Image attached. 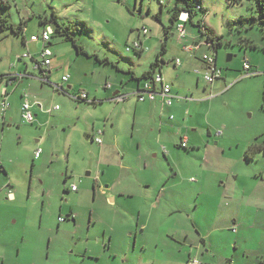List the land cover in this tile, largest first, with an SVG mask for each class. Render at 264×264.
Masks as SVG:
<instances>
[{
	"label": "rangeland",
	"instance_id": "1",
	"mask_svg": "<svg viewBox=\"0 0 264 264\" xmlns=\"http://www.w3.org/2000/svg\"><path fill=\"white\" fill-rule=\"evenodd\" d=\"M6 1L8 8L2 6L0 0L3 16L14 27L26 23L35 36L42 33L38 25L40 15L49 17L50 12L54 11L61 22L72 21L78 28L73 37L79 46L89 55L97 54L99 58L107 56L119 66V72L111 68L118 75L119 81L115 85L119 87L120 76L131 68L122 58L145 65L146 57L155 49L159 54L165 43L167 52L164 58L168 65L162 71L164 81L172 83L180 97L187 95L190 100L173 99L175 105L180 103L183 107L179 112H173L174 122L168 120L169 123L159 134V118L138 117L135 125V113L125 108L120 110L125 100L109 103L104 96L102 103L88 105L85 102L95 104L92 97L78 100V95H73L74 100L83 102L78 104L70 99L64 102L59 97L53 101V96L47 94L49 91L53 93L52 87H43L39 80L31 77L24 78L23 84L30 86L24 87L25 90L31 93V98L43 104V111L47 114L43 124L35 119V115L32 123H24L18 111L14 115L15 121L4 125L0 113V160L7 172L5 175L0 171V264H52L55 257H61V264H68L65 260L71 256L74 241L67 238L66 233H61L68 231L63 225L57 233V218H65L70 211L76 213L77 235H85L92 227L90 223L97 211L95 203L99 201H95L92 190V179L99 172L94 158L101 153V149L91 142L87 131L94 124L95 131L102 130L98 127L104 128L105 119L101 118L100 121L99 107L110 105L119 108L117 114L119 112L121 117L117 118V128H121L128 137L121 142L129 144L132 150V158L127 153L124 162L132 163L138 175L153 186L160 185L168 193L185 196L196 191L193 179L202 181L203 192L212 193L221 186V181L228 178V189L232 186L233 190L264 194V182L260 180H264V154H256L251 161L244 160L249 145L264 142V74L259 75L264 70V25L253 24L255 12L252 0H201V6L208 13L204 16L198 12V18L203 22L206 20L222 41L217 49V67L222 70L223 78L213 85L204 80L206 63L203 57H215L214 52L205 44H201L200 49L193 53L183 51L186 46L195 45V39L206 41V37L196 28L197 17H194L193 23L185 25V39L179 40L175 30L171 37L165 38L163 34L162 26L168 27L170 24L169 10L174 6L172 0L161 2L163 25L154 20V15L161 8L157 0H137L136 7L134 0ZM144 28L149 33L146 38L140 39L147 41L149 51H144L139 58L133 50L128 52L127 49L133 41H138V32L142 33ZM51 40L55 44L52 48L60 49L65 56L67 50L71 51L77 57L76 49L69 42H61L62 37L51 36ZM180 52L186 53L183 55V66L174 70L172 58ZM16 54L21 57L27 54L22 38L15 37L8 29L4 33L0 31V72L14 73L13 65L25 67V63H28V71L39 76L40 72L35 70L33 61L27 57L18 62ZM34 54L40 62L41 50L37 52L38 55ZM155 58L156 55L152 60ZM178 58L182 60V55ZM249 59L254 65L246 73L244 62H250ZM77 61L76 68L83 88H89L93 80L100 76L97 73L92 77L89 71L92 65L97 64L94 59L81 55ZM142 68L137 71L141 73ZM183 68L187 72L184 78L179 73ZM61 70L57 69L54 73ZM37 75L35 77L38 79ZM60 80L59 75L51 82L59 85L62 83ZM67 87L65 84L64 90ZM97 87L104 92L101 84ZM12 88L9 87L10 90ZM80 89L82 87L79 86L77 94ZM55 105L61 110L50 115L49 111ZM57 115L63 119L56 118ZM184 136L189 137L186 147L180 145ZM37 148L42 149V156L33 162ZM112 152V162L118 160L120 164L123 157L117 156L118 148ZM87 172L93 174L92 178L86 177ZM65 173L70 176V182L77 183L78 193H64ZM232 175L237 179L235 184L231 180ZM89 206L93 209L92 219ZM51 229L53 234L49 232ZM19 233H24V243ZM60 243L64 248L61 253ZM57 245L58 254L55 253Z\"/></svg>",
	"mask_w": 264,
	"mask_h": 264
},
{
	"label": "crops",
	"instance_id": "2",
	"mask_svg": "<svg viewBox=\"0 0 264 264\" xmlns=\"http://www.w3.org/2000/svg\"><path fill=\"white\" fill-rule=\"evenodd\" d=\"M172 2L175 4V0H172ZM136 3L137 0H134V7H136ZM160 7L159 13L154 15V20L160 25H163L161 23L162 4ZM155 16L158 17L155 19ZM199 19L200 18L197 17V20ZM204 23L208 26L206 20ZM39 28L41 31L43 30V27L40 25ZM164 28L165 26H162L163 34ZM144 29L147 30L146 28ZM32 33L33 31H31L25 23L23 32L25 45L23 44V39L22 45L27 49V54H29L28 58L31 61H38L34 53L37 54L39 50L42 51L46 48L51 52L50 66L48 68H42L46 72L48 71L46 74L48 82L45 83L43 75L39 74L38 76L37 74L30 73V71H28V63H25V67L18 64L15 66L13 65L12 71H14V73L4 74L0 72V76H8L9 79V81L3 80L2 83H0V94H2L0 101L3 98V93H5V98L8 103V109L6 113L2 115L5 119L4 124H7L6 122H14V115H16L18 111L21 112L24 92L30 103L34 105L32 112L35 115V119L42 124L44 123L43 119L47 113L43 111V104H40L35 98H31V93L29 94L24 88L27 86L30 87L27 84H23L24 78L27 77L39 80L43 87L44 85L52 87L53 93L49 91L47 94L53 96V101H57V97H59L62 98L64 102L70 99L81 104L82 102H77L72 96L85 93L88 100L92 97V101H95V104H91L90 102L85 103L88 105H96L102 103L104 96H106V100L110 101L109 103H113L115 102V97L126 95L127 98L124 101L125 105H121L120 110L125 108L127 111H133V113H135V125H137L138 117L141 119L146 116L149 118H159V124L161 125L159 134L162 132L167 122H174L175 118L173 117V112L177 113L180 111V108L183 107L180 103L175 105L174 100L177 99L178 101L185 102H189L190 100L187 98V95L185 97H180L178 91L174 89L173 84H169L167 81L165 82L171 86V95L174 99L171 106H165L161 96L156 97L154 101L146 100L144 102H138L134 97L133 93L141 89L145 83L141 78L150 70L151 65L156 61L152 60L155 55V59L160 55V68L155 72L160 71L163 75L162 71L164 67L168 65V62H166L164 58L167 52V45L165 46L164 52L161 51L162 53L160 52L158 54L155 49L151 55H148L145 65L133 62L129 58H122L123 62L126 64L128 63L131 68L123 72V75L120 76V87L115 85V83L119 81L118 75L111 71V68H114L117 72L121 71L119 70V66L107 56L105 58H99L97 54H94L98 59H106L107 63H109L101 64L92 57L93 55H89L83 48L87 56H81H85L88 59L92 58L97 64L96 66L92 65L90 67L89 71L92 77L97 73L100 74L97 80H93L89 88H83V82L79 76V70H77L78 67L76 68L80 54L77 53V57H75L71 51L67 50L65 56L61 53L60 49L55 47L52 48L55 44L52 42L51 37L49 45L48 43L44 44L40 41L28 42V37L31 38L35 36V34ZM148 33L149 31L147 30V34ZM172 33H170V37L173 36ZM141 34L142 33L138 32V41L135 40L141 44V50L135 51V54L139 56V58L142 57L144 51H149L147 41L140 39V37L146 38L147 35L143 36L144 34ZM61 42L64 41L61 40ZM193 43H196L195 45L199 44L197 47L192 45L194 48L196 47V49L193 51H183L187 54L193 53L200 49L201 44L206 45V42H202L200 38L195 39ZM186 53L180 52V54L173 56L172 62L174 70L183 66V55ZM16 55V61L20 62L23 60L19 54ZM179 55H182V60L178 58ZM176 59L180 61L179 65L175 64ZM249 60L250 62L248 63L252 67L254 65L252 63L254 62L251 59ZM217 63L218 52H216L215 64L217 65ZM102 66L107 67L105 68ZM141 67L143 68L140 73L137 70ZM146 67L149 68L146 70ZM57 69L62 70L58 73H54ZM204 70L205 72L207 71V65L204 67ZM179 73L182 78L187 75L184 68L180 70ZM262 74H264V70L260 72L259 75ZM36 75L38 79L35 77ZM59 75L61 76V84L57 85L51 82L53 78H57ZM63 77H67V81L64 82L62 80ZM109 81L111 83H109ZM65 84L68 85L67 90H64ZM100 84L103 86L105 93L103 91L101 92V88L97 87ZM107 85H110V87L106 88ZM10 86H13L11 90L9 89ZM54 86L59 87V89L55 90ZM79 86L80 88L82 87V89H80L77 94L76 91ZM2 87L3 89H1ZM60 88L62 90H60ZM59 91H61L63 95H61ZM204 91L206 92V90ZM55 106L58 107V110H50V115H53L54 112H60L61 109L59 106ZM99 110L100 121L101 118H104L105 121L104 128H97L102 129L101 131L103 134L102 143L99 145L101 153H98L94 158L99 172L97 176L92 179L94 198L95 201L97 199L99 200L95 203L97 208L96 217L93 218L90 223L92 227L88 228L87 233L83 236L80 233L77 235L78 227L76 213L74 214L70 211L69 215L63 218V221L60 220L62 218H57L59 222L57 233L60 232V226L63 225L68 231L61 233H66L65 235H67V238H72L74 241L73 249H71L72 251L70 250L71 256L65 260L68 264H188L192 258H196L204 264H259V262L264 259L263 193L233 190L232 186L228 189V182H226L228 178L221 181V186L216 188L212 193L203 192L202 181L193 179L196 182V191L185 196L176 194L175 192L168 193L167 189L160 188V185L153 186V184L138 175V170L132 163L126 164L124 162L127 153L132 158V150L129 144L124 145L123 142H121L128 137L125 136L121 128L120 130L117 128L119 120L117 118L121 117L119 112L117 114L119 108H113L109 105V107H99ZM56 118L63 119L62 116L58 115ZM109 124L110 126L108 128ZM95 127L96 125L94 124L91 130L87 131L93 143H95L93 137L97 132L95 131ZM132 135L134 137V133H132ZM186 139L189 140V137L184 136L182 138L183 141H186ZM36 143H39V141H36ZM115 148H118V152L116 153L117 156L123 157L120 164L118 160L112 162V155L114 153L112 150L115 151ZM1 151L2 149L0 148V157ZM42 152L41 149L40 156L37 159L34 158L32 161L36 162L40 160ZM0 171L7 175L1 160ZM92 175L91 172L86 173V177L92 178ZM260 176L262 177L261 174ZM64 178V193H78L77 183L70 182V176H68L67 173L64 174ZM231 180L233 184L237 181L236 177L233 175ZM260 180L264 182L262 178ZM256 182L260 183L259 181ZM79 183H81V181H79ZM72 185L76 187L75 191L70 190ZM100 188L104 189L105 192L101 193ZM60 210L61 208L59 209V213H61ZM89 212L92 213V219L93 209L90 206ZM66 224H68V226ZM49 232L53 234L52 229L51 231L49 230ZM20 235L24 243V233H19V236ZM60 245L61 253L64 248L62 243H60ZM58 250L59 245L56 246V254H58ZM61 262V257H55L52 264H61Z\"/></svg>",
	"mask_w": 264,
	"mask_h": 264
},
{
	"label": "trees",
	"instance_id": "3",
	"mask_svg": "<svg viewBox=\"0 0 264 264\" xmlns=\"http://www.w3.org/2000/svg\"><path fill=\"white\" fill-rule=\"evenodd\" d=\"M159 2V0H157ZM233 2H237V0H232ZM253 2V7H254V12L255 16H253V24H256L258 26L264 25V0H252ZM161 5V2H159ZM8 1H3L2 6L7 7ZM198 12H202L203 15L205 16L208 13V10L204 9L203 6H201V0H175L174 7L169 11L170 13V25L168 27L164 28V36L165 38H168L170 33H172L177 24L179 23V17L182 13L187 14V20L184 23V27L188 23H193V18L198 17L199 15L197 14ZM3 12L0 11V31L4 33V30L8 29L11 31L12 34H14L15 37L17 38H22L23 39V44L25 45V40L23 37V32L25 28V24L21 23L17 27H14L11 23L8 22L7 17L5 18L3 16ZM200 14V13H199ZM197 15V16H196ZM158 16H155V19ZM39 25L45 29L46 27H52L53 33L52 36H60L62 37L63 41L69 42L72 44V46L76 49V52L80 55H86V52L83 50V47L79 46L77 41L74 39L73 34L74 32L78 31V28L73 25L72 22L69 23H63L60 21L58 18L57 14L54 11L50 12L49 17L48 16H39ZM204 19V18H203ZM83 25V24H80ZM196 28L199 30V32L206 37V45L214 52L215 54V63H216V52L219 46H221L222 41L219 39L217 35H215L214 31L212 28L208 27L205 25L203 20L199 19L196 22ZM49 45V42H48ZM166 44H162V52L165 50ZM135 52V51H134ZM161 52V53H162ZM139 54V53H138ZM94 59L101 63V64H106L107 61L106 59L101 60L98 59L97 56L93 55ZM156 61L151 65L150 70L146 72V74L143 75L141 79L144 81H151L153 79V76L155 75H160L161 72H155L157 69L160 68V55L155 59ZM34 64L37 62L33 60ZM109 64V63H107ZM37 70L40 72L41 75H43L45 83L47 81V72L43 70L42 68H37ZM42 78V79H43ZM3 80L9 81L8 76H0V83H2ZM220 80V79H217ZM58 90V89H55ZM60 90H62L60 88ZM77 97V96H76ZM158 97V96H157ZM74 98V97H73ZM156 99V98H155ZM79 100V98H78ZM77 100V101H78ZM154 101V100H153ZM80 102V101H79ZM83 102V101H81ZM93 101L92 103H94ZM180 147V146H179ZM262 153L264 154V142L262 145H257V144H252L250 145L247 150L245 151L244 158L246 161H251L255 158L256 154ZM259 264H264V259H262Z\"/></svg>",
	"mask_w": 264,
	"mask_h": 264
},
{
	"label": "built area",
	"instance_id": "4",
	"mask_svg": "<svg viewBox=\"0 0 264 264\" xmlns=\"http://www.w3.org/2000/svg\"><path fill=\"white\" fill-rule=\"evenodd\" d=\"M6 0H2V2ZM159 2H162V0H159ZM187 20V14L182 13L179 17V23L177 24L176 28H175V32L178 36L179 40L185 39V27H184V23ZM53 30L51 27H46L45 29L42 30V33L40 36H32L30 38V41L32 42H37V41H41L42 43H48L50 40V37L52 36ZM142 34L146 35L147 34V30H143ZM197 47V46H196ZM196 47L194 48L193 46L190 47H185L184 50L185 51H193L194 49H196ZM139 51L141 50V44L137 41L133 42L131 47H129L127 49V51ZM41 61L40 62H36L34 64V68H48L50 66L51 63V52L44 48L41 51ZM29 57V54H25L23 55L21 58H27ZM203 61L206 63L207 65V71L204 74V80L208 83V84H212L214 81H216L217 79H221L222 78V70L219 69L217 67V65L215 64V57H209L207 55H204L203 57ZM175 64L179 65L180 61L178 59L175 60ZM251 69V65L245 61L244 62V71L246 73L250 72ZM67 77H63V81H67ZM110 85H107L106 88H109ZM55 89H59V87L55 86ZM134 97L137 99L138 102H144L146 100H150L153 101L155 100V98L157 96H161L163 103L165 106H171L172 102H173V97L171 95V86L166 83L164 81L163 76L160 75H155L153 76V79L151 81H145L143 87L137 91H135ZM79 98V100H87V95L85 93H80L77 96V99ZM127 98L126 95H120L115 97V101H124ZM33 104L30 103V101L27 99L26 94L23 95V101L21 103V115H22V120L24 123H32L34 121V114L32 112V108H33ZM8 109V103L7 100L5 98V93H3V98L0 101V113L1 115H4L6 113ZM54 110H58V107L55 106L51 109V111ZM50 112V111H49ZM172 118V117H171ZM102 131L99 130L96 132V135L93 137V141L100 145L102 143ZM180 145L182 147H186V141L182 140V142L180 143ZM41 154V148H37L34 151V158L37 159ZM264 174V169L262 171V175ZM194 181V180H193ZM71 191H75L76 187L75 186H71L70 187ZM62 220V219H60ZM188 264H204L201 261H199L196 258H192L190 259Z\"/></svg>",
	"mask_w": 264,
	"mask_h": 264
},
{
	"label": "flooded vegetation",
	"instance_id": "5",
	"mask_svg": "<svg viewBox=\"0 0 264 264\" xmlns=\"http://www.w3.org/2000/svg\"><path fill=\"white\" fill-rule=\"evenodd\" d=\"M4 121H5V119H4V116H2V121H1V122H2V124H4V123H5ZM4 125H5V124H4ZM101 190H102V191H101ZM100 192H101V193H104L105 191H104V189H101V188H100ZM10 197H11V193H9V198H10ZM63 220H64V219L62 218V220H61V221H63Z\"/></svg>",
	"mask_w": 264,
	"mask_h": 264
},
{
	"label": "water",
	"instance_id": "6",
	"mask_svg": "<svg viewBox=\"0 0 264 264\" xmlns=\"http://www.w3.org/2000/svg\"><path fill=\"white\" fill-rule=\"evenodd\" d=\"M229 60H230V58H229Z\"/></svg>",
	"mask_w": 264,
	"mask_h": 264
}]
</instances>
